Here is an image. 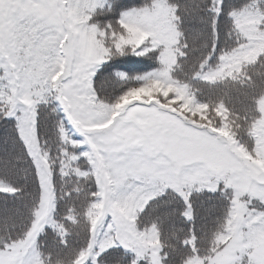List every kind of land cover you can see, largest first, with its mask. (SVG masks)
<instances>
[{"label":"snow or ice","instance_id":"obj_1","mask_svg":"<svg viewBox=\"0 0 264 264\" xmlns=\"http://www.w3.org/2000/svg\"><path fill=\"white\" fill-rule=\"evenodd\" d=\"M0 264H264V0H0Z\"/></svg>","mask_w":264,"mask_h":264}]
</instances>
